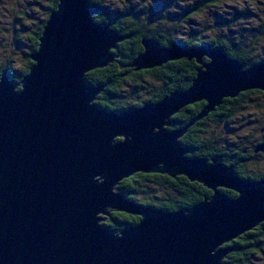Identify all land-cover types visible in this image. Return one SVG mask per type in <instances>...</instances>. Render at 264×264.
<instances>
[{
	"label": "water",
	"instance_id": "95a60500",
	"mask_svg": "<svg viewBox=\"0 0 264 264\" xmlns=\"http://www.w3.org/2000/svg\"><path fill=\"white\" fill-rule=\"evenodd\" d=\"M92 14L89 0H60L21 89L8 73L0 78V264H221L225 245L264 223V180L188 158L184 132L166 128L187 106L206 103L199 120L224 99L264 92V62L244 69L210 46L145 40L135 71L194 59L192 86L158 104L109 111L95 103L104 86H89L86 75L112 63L125 38ZM139 173L184 176L213 195L185 212L148 207L117 191ZM110 211L140 220L113 234L103 225Z\"/></svg>",
	"mask_w": 264,
	"mask_h": 264
},
{
	"label": "trees",
	"instance_id": "16d2710c",
	"mask_svg": "<svg viewBox=\"0 0 264 264\" xmlns=\"http://www.w3.org/2000/svg\"><path fill=\"white\" fill-rule=\"evenodd\" d=\"M185 1L187 0H168L161 3L159 0H150L146 6L143 5L144 8H139L132 3L129 7L128 4L118 7L114 4L117 0H89L94 22L109 26L126 40L118 43L116 49L111 51L114 55L112 63L86 75L89 86H104L103 92L95 101L98 106L120 113L148 103L158 104L173 94L187 91L192 86L199 68L194 59L183 58L151 70L135 71L131 64L144 52L142 42L145 40L155 41L161 48L167 49L174 45L186 49L210 46L239 61L244 69L264 62V8L254 6L252 7L255 8L254 11L248 9L241 11L246 15L243 18H247V23L244 24L248 33L241 36L239 22L233 24L235 18L221 20L220 7L223 1L221 3L220 0ZM59 2L60 0H30L29 3L33 6L30 14L25 11L26 9L16 12L14 20L20 19L19 27L24 32L22 41L14 39L21 64L18 65V61L13 60L10 55L7 57L3 55L0 61V78L4 73H8L16 91L21 89V82L34 65L30 57L38 49L45 24L50 14L57 10ZM214 7L216 9L212 11ZM34 9H45V16L39 17ZM203 10L209 12V17L214 14L215 26L223 27L227 24L229 31L213 29V26H206L202 22L199 25L194 24L193 17L200 16ZM26 22L28 25H25ZM192 24L193 27H198L197 30L193 29ZM20 28L15 30L17 32L15 38L20 35ZM203 62H208V59L204 57ZM126 82L134 83L131 90L123 88ZM143 95L144 100L139 98ZM256 95H262L264 98V93L254 90L241 93L235 99H224L219 107L199 120L206 103L199 102L187 106L170 119V125L166 129L184 132L179 143L187 151L188 158L206 160L208 163L215 160L223 166L234 167V174L245 181L261 182L264 180V169L250 172L249 164L255 160L254 150L259 145H264V129L260 142L252 144L250 149L246 146L248 143L246 140L230 144L229 141L222 142L216 135L219 125H223V128L233 135H239L244 126L236 129L238 113L241 115L243 110H247L252 115L262 107L257 98L251 99ZM128 100L134 104H129ZM250 123L252 120L248 124ZM262 153L264 156V152ZM117 191L125 194L130 200L166 212H185L204 201L205 197L211 198L213 195L204 185L192 182L184 176L171 178L161 174L142 173L123 180L117 186ZM220 192L230 198L237 197V194L230 190L222 189ZM139 220L137 216L113 211L106 216L103 225L111 233L120 234L130 226L136 225ZM224 248L231 251L226 254L221 264H263L264 223L225 245Z\"/></svg>",
	"mask_w": 264,
	"mask_h": 264
},
{
	"label": "rangeland",
	"instance_id": "374dc122",
	"mask_svg": "<svg viewBox=\"0 0 264 264\" xmlns=\"http://www.w3.org/2000/svg\"><path fill=\"white\" fill-rule=\"evenodd\" d=\"M159 1L161 3H166L168 0H159ZM192 1H197V0H192ZM29 2L30 0H0V21H1L0 23V28H1L0 29V43L2 44V47H0V61H2L3 55L5 57L10 55L13 58V60L18 61V65L21 64L19 60L20 56H18L19 51L15 48L16 46L14 44V39L22 41L24 32L19 27V23H21L20 19L17 18L16 20H14V17L15 15H17L16 13L17 10L26 9L25 11L30 14L33 11L32 10L33 6ZM148 2H150V0H129V1L117 0V2H115L114 4H117L118 7L119 6L123 7V5L127 6L126 4H128L127 7H129V4L132 3L136 6H139V8H141L143 7V5L146 6ZM182 2L184 3V1ZM221 2H222L221 7H220L221 8L220 13L222 14L221 20L235 18L233 24H235L236 22L237 23L239 22L238 28L240 30L241 36L248 34L245 31V24H244L245 22L247 23V18H243V17H246V15L243 14L244 12H241V11H245V9L254 11L255 8L254 9L252 8L254 6L259 7V8H264V0H220V3ZM42 5L45 6L44 3H42ZM215 9L216 7L212 8V11H214ZM34 11L39 17L45 16V9H36V10L34 9ZM208 14L209 12L207 10H203L200 16L198 15V17H195V18L193 17L194 24L196 23V25H199L200 22H202V24L204 23L206 24V26L207 25L213 26V29L217 28V29H220L221 31H225V30L229 31L228 29L229 27L227 26V24H225L223 27L215 26L214 22L216 18L214 14L211 15V17H209ZM236 15L239 17H237ZM194 24H192L191 26L193 27ZM25 25H28V23L26 22ZM19 28H20L19 30L20 35L17 36L18 38H15V35H17L16 31ZM197 28L198 27H193V29L195 30H197ZM212 37H214V35ZM132 84L134 83L126 82L123 88H125L126 90L127 89L131 90L130 88H132L131 87ZM144 97H145L144 95L139 96V98H142V100H144ZM256 98L259 101V105L261 104L262 106L260 110L255 111L254 113H252V115H250L251 112L247 110L246 111L243 110L241 112V115H244V117H242L240 113H238L239 115L236 117V120L238 122V124L236 125V129L239 130L241 129L240 127L244 126L242 131L239 133V135H233L229 130H225L223 128V125H219V127H217L218 129L216 130V135L222 142L229 141L230 144L231 143L236 144V142H241L243 140H246L248 142L246 146H248L250 149L252 144L257 143L259 141L261 136L264 134V133L262 134V131L264 129V98L262 95H256V97H251L252 100ZM128 103L134 104L132 101H129V100H128ZM240 120H244V122H241ZM251 120H252V123L248 124ZM258 148H256V150H258ZM256 150H255V153H253L255 160H252V163L249 164V170H251L250 172L252 171L258 172L264 169V164H263L264 156H262L263 153L259 151L258 153L256 152ZM262 263L264 264V261H262Z\"/></svg>",
	"mask_w": 264,
	"mask_h": 264
},
{
	"label": "flooded vegetation",
	"instance_id": "af4514ba",
	"mask_svg": "<svg viewBox=\"0 0 264 264\" xmlns=\"http://www.w3.org/2000/svg\"><path fill=\"white\" fill-rule=\"evenodd\" d=\"M123 41H126V40L124 39ZM257 91H258V90H257ZM260 92H261V91H260ZM262 93H264V92H262ZM259 142H260V141H259ZM259 146H260V145H259ZM259 146H258V147H259ZM261 146H262V145H261ZM258 147H257V148H258ZM255 150H256V149H255ZM255 150H254V153H255ZM259 152H261V151H259ZM259 152H258V153H259ZM233 168H234V167H233ZM234 172H235V170H234ZM226 191H229V190H226ZM232 192H233V191H232ZM234 193H235V192H234ZM235 194H236V193H235ZM111 212H113V211H110L109 213H111ZM105 219H106V217H105Z\"/></svg>",
	"mask_w": 264,
	"mask_h": 264
},
{
	"label": "bare ground",
	"instance_id": "6f19581e",
	"mask_svg": "<svg viewBox=\"0 0 264 264\" xmlns=\"http://www.w3.org/2000/svg\"><path fill=\"white\" fill-rule=\"evenodd\" d=\"M232 243V242H231Z\"/></svg>",
	"mask_w": 264,
	"mask_h": 264
}]
</instances>
